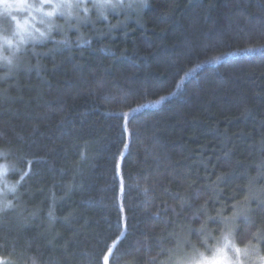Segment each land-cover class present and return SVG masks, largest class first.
Listing matches in <instances>:
<instances>
[{"label":"trees","instance_id":"16d2710c","mask_svg":"<svg viewBox=\"0 0 264 264\" xmlns=\"http://www.w3.org/2000/svg\"><path fill=\"white\" fill-rule=\"evenodd\" d=\"M0 148V264H173L227 233L264 257V0H147L28 44Z\"/></svg>","mask_w":264,"mask_h":264},{"label":"rangeland","instance_id":"374dc122","mask_svg":"<svg viewBox=\"0 0 264 264\" xmlns=\"http://www.w3.org/2000/svg\"><path fill=\"white\" fill-rule=\"evenodd\" d=\"M13 2V0H9ZM74 3H80L81 7H73L71 15H68V9L61 7L56 9L55 14L51 17L46 16L45 13L52 11L57 3L61 0H52L51 4L44 5V11L38 12L35 10L41 4V0H28V3L34 7L29 10H12V15H15L23 27H17L16 21L11 19V16L4 12L3 3L0 2V66L14 67L20 58V53L28 44L44 42L50 39L57 33H64L66 30L79 33L82 27L86 24L94 23L96 20H106L111 15H125L129 16L132 13H139L141 9L123 8L118 10L104 9V16L101 15V10L93 7L95 0H73ZM131 0H125L129 3ZM86 7L88 12L85 13L83 8ZM27 21V23H25ZM44 32L46 35L41 37L40 33ZM21 36L24 41L21 42ZM11 40L12 43L8 44L5 40ZM7 57V59H5ZM11 61V63H9ZM15 162L11 160L10 153L7 150L0 148V209H3L4 203L12 201L18 193L20 182L14 180L12 175L16 173ZM12 204V202H11ZM1 211V210H0ZM225 236L231 242V246L227 250V256L233 261V264H264L261 257L255 250L242 247L237 244L235 239L230 233L225 234L217 245L213 246L207 251L186 254L184 250L174 258L173 264H190V261L196 258H206L212 260L216 249L220 248L225 242ZM234 248L241 249L237 254Z\"/></svg>","mask_w":264,"mask_h":264},{"label":"snow or ice","instance_id":"6c2138e0","mask_svg":"<svg viewBox=\"0 0 264 264\" xmlns=\"http://www.w3.org/2000/svg\"><path fill=\"white\" fill-rule=\"evenodd\" d=\"M0 2L3 3V7H4V12L11 16V19L13 21H16L17 23V27H23L19 20L17 19V17L15 15H12V10H29L31 8H33L34 6L28 3V0H13V2H9V0H0ZM52 0H41V4L35 8L36 11L38 12H43L44 11V5L45 4H51ZM61 7L67 8L68 11V15H71V9L73 7H81L80 3H74L73 0H61V3H57L54 5L53 10L52 11H48L45 13L46 16H53L55 14L56 9H59ZM93 7L98 8L101 10V15L104 16V9H112V10H118V9H123V8H137V9H142L147 7V0H131V2L129 3H125V0H95V3L93 4ZM83 11L85 13L88 12V9L86 7L83 8ZM104 18L106 19L107 17L104 16ZM25 23H27V21H25ZM37 32L40 33V36L43 37L46 34L44 32H40L39 29H36ZM24 41V37L21 36V42ZM6 43L11 44L12 41L11 40H5ZM58 43H64V41H60ZM247 51H252V49H247ZM5 59H7V57H5ZM9 63H11V61H9ZM163 99V98H161ZM23 175H27V173H23L22 174V179H23ZM145 191H147V189H145ZM11 205V201H7L4 203L3 209L0 210H6L8 208H10ZM231 246V242L229 241L228 237L225 236V242L224 244L220 247L216 249L215 255L213 257L212 260H208L206 258H196L193 259L192 261H190V264H233V261L230 260L227 256V250L228 248ZM234 251L239 254L241 252V249L239 248H234ZM112 254V249L109 248L107 254L104 257L105 260V264H107L108 261V257L111 256ZM262 261H264V257L261 258Z\"/></svg>","mask_w":264,"mask_h":264}]
</instances>
